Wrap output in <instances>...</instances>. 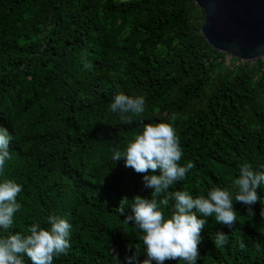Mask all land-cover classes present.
<instances>
[{
	"label": "trees",
	"instance_id": "16d2710c",
	"mask_svg": "<svg viewBox=\"0 0 264 264\" xmlns=\"http://www.w3.org/2000/svg\"><path fill=\"white\" fill-rule=\"evenodd\" d=\"M204 23L194 0H0V126L15 136L3 178L22 185L12 234L58 215L72 229L53 264H116L117 254L124 264L135 246L143 251L125 221L131 209L118 208L152 190L113 154L145 124L170 122L181 165H196L168 192L220 187L234 196L239 166L264 164V59L227 63ZM119 93L145 97L130 125L109 111ZM259 195L252 214L234 201L231 226L205 218L197 264H264ZM218 232L226 244H215Z\"/></svg>",
	"mask_w": 264,
	"mask_h": 264
},
{
	"label": "clouds",
	"instance_id": "9594fccd",
	"mask_svg": "<svg viewBox=\"0 0 264 264\" xmlns=\"http://www.w3.org/2000/svg\"><path fill=\"white\" fill-rule=\"evenodd\" d=\"M84 67L90 68V65ZM145 103L143 95L119 93L112 98L109 111L119 114L122 123L130 125L133 121L128 114L142 115ZM14 140L15 136L0 126V264H26L25 258L30 259L31 264H53L54 257L66 255L70 247L72 225L67 218L49 215L48 227L33 222L26 233H11L15 216L22 208L17 200L22 185L3 178L6 163L12 158L10 142ZM182 156L176 129L170 122L145 124L123 150L114 152L115 162L123 159L126 168L144 174L143 185L152 190L151 198L136 196L131 203L124 198L118 208L120 215L131 209L125 221L142 234L143 251L135 246L132 255L125 256L124 264H164L166 260L177 259L178 264H197L201 231L208 221L205 218L213 217L216 223L231 226L237 220L234 201L248 206L251 214V206L261 202L259 192L264 191V164L258 168L247 163L239 166L234 196L220 187L195 197L186 191L168 192L171 185L185 180L196 167L191 161L181 165ZM162 193L167 195L161 196ZM165 208L169 209V214H165ZM227 240V235L218 232L214 242L223 245ZM142 254L144 259L140 260ZM113 257L116 264H121L119 254Z\"/></svg>",
	"mask_w": 264,
	"mask_h": 264
},
{
	"label": "water",
	"instance_id": "95a60500",
	"mask_svg": "<svg viewBox=\"0 0 264 264\" xmlns=\"http://www.w3.org/2000/svg\"><path fill=\"white\" fill-rule=\"evenodd\" d=\"M205 11L201 33L216 50L242 62L264 58V0H194Z\"/></svg>",
	"mask_w": 264,
	"mask_h": 264
},
{
	"label": "rangeland",
	"instance_id": "374dc122",
	"mask_svg": "<svg viewBox=\"0 0 264 264\" xmlns=\"http://www.w3.org/2000/svg\"><path fill=\"white\" fill-rule=\"evenodd\" d=\"M226 55H227V54H226ZM226 58H227V63H229L230 60H231L233 57L229 58L228 55H227ZM235 58H236V57H235ZM262 59H264V58H262ZM257 60H258V59H257ZM257 60H256V61H257ZM256 61H250V62H248V63H250L251 65H253Z\"/></svg>",
	"mask_w": 264,
	"mask_h": 264
}]
</instances>
